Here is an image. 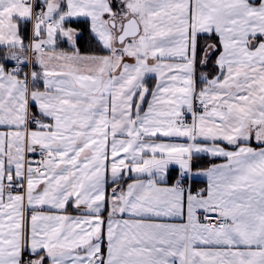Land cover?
Wrapping results in <instances>:
<instances>
[{"label":"snow or ice","instance_id":"6c2138e0","mask_svg":"<svg viewBox=\"0 0 264 264\" xmlns=\"http://www.w3.org/2000/svg\"><path fill=\"white\" fill-rule=\"evenodd\" d=\"M0 264H264V0H0Z\"/></svg>","mask_w":264,"mask_h":264}]
</instances>
